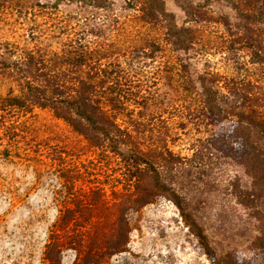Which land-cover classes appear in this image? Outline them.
<instances>
[{"label":"rangeland","instance_id":"374dc122","mask_svg":"<svg viewBox=\"0 0 264 264\" xmlns=\"http://www.w3.org/2000/svg\"><path fill=\"white\" fill-rule=\"evenodd\" d=\"M161 1L167 19L157 0H0V264H74L79 243L96 264H212L176 195L218 253L264 264L237 199L251 178L210 143L235 142L238 113L264 115V0ZM79 91L109 137L58 100Z\"/></svg>","mask_w":264,"mask_h":264},{"label":"trees","instance_id":"16d2710c","mask_svg":"<svg viewBox=\"0 0 264 264\" xmlns=\"http://www.w3.org/2000/svg\"><path fill=\"white\" fill-rule=\"evenodd\" d=\"M157 1L160 2L159 12L165 16V19H167L166 16L168 14L163 7V2L161 0ZM166 28L168 32L171 33V35H176L173 42L177 44V48H188L189 41L186 38L180 39V34L184 35V33L183 31L179 30L175 23L173 24L167 20ZM254 53L257 55V57H255L256 62L264 61L263 54H260L257 51H254ZM82 93V91H79L76 95H73V93H68V96L58 100L72 109V111L75 112L77 116L85 117L86 120H90L95 126L96 130H104L106 135L109 137L110 132L106 128L99 126L96 120H94L90 114V110H93V112H96L97 110L101 111L102 107L99 108L100 105L98 104V99H93L90 97V95ZM203 95L207 110L213 116L218 118L217 120H222L226 112L224 107H222V105L219 103L217 91L212 88L205 87L203 88ZM50 96L51 95L46 98H49L48 100L52 99L51 102H53L54 99ZM9 101V104H18L20 102L17 97H9ZM34 104L46 106L51 103L42 100L40 97H36L32 101V106ZM236 116L238 118L235 119V127L233 131V139H235V142L231 139H227L223 134H218L211 139L210 143L219 152L230 156L233 160L243 166L247 174L250 176L251 181L247 188H241L239 185L236 186L237 199L256 218L258 222V234L253 239V243L264 249V209L262 208V203L264 201V115L262 113H254L253 115L246 116L243 113H238ZM96 138L99 139V137ZM135 154L137 158H140V160L142 159L143 162L149 164V168L155 172L153 178L157 180L158 173L153 164L148 159H144L138 152ZM173 201L179 208L181 215L189 221V224L193 228L195 234L201 240L212 264H242L233 252L228 251L225 253H218L211 246L208 234L205 232L203 226L200 225L196 218L189 212L187 206L185 203H183V200L176 195L173 198ZM125 225L126 222L124 219L122 217L119 218L116 228L117 231L113 234V243H111L109 248L113 247L114 250L118 251L120 248H122L123 244L125 243V233L122 231V229L125 227ZM57 234L58 231L56 230L49 241V248L56 243ZM78 245V251L80 253L77 255L74 264H96L95 258L97 257L92 248L85 246L83 243H79ZM48 258L49 259H47L48 261L45 264H53L51 258Z\"/></svg>","mask_w":264,"mask_h":264}]
</instances>
